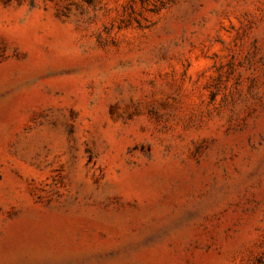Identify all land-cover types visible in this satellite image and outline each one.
Segmentation results:
<instances>
[{
	"label": "rangeland",
	"instance_id": "rangeland-1",
	"mask_svg": "<svg viewBox=\"0 0 264 264\" xmlns=\"http://www.w3.org/2000/svg\"><path fill=\"white\" fill-rule=\"evenodd\" d=\"M0 264H264V0H0Z\"/></svg>",
	"mask_w": 264,
	"mask_h": 264
}]
</instances>
